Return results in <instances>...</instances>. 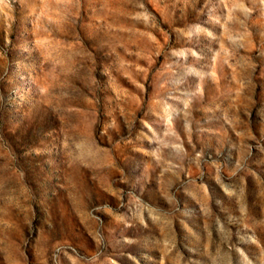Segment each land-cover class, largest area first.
Here are the masks:
<instances>
[{"label":"rangeland","instance_id":"1","mask_svg":"<svg viewBox=\"0 0 264 264\" xmlns=\"http://www.w3.org/2000/svg\"><path fill=\"white\" fill-rule=\"evenodd\" d=\"M0 264H264V0H0Z\"/></svg>","mask_w":264,"mask_h":264}]
</instances>
